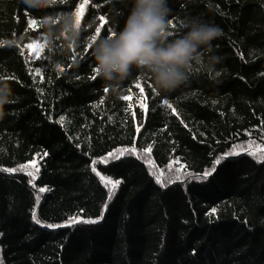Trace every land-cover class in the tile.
I'll use <instances>...</instances> for the list:
<instances>
[{
  "label": "trees",
  "instance_id": "obj_1",
  "mask_svg": "<svg viewBox=\"0 0 264 264\" xmlns=\"http://www.w3.org/2000/svg\"><path fill=\"white\" fill-rule=\"evenodd\" d=\"M168 2L175 34L188 16L219 25L205 59L221 63L210 73L193 64L189 86L171 94L133 69L116 98L90 45L50 53L43 43L38 57L27 46L43 42L45 15L80 4L81 28L95 21L82 35L106 36L131 0L42 11L0 0V42L21 39L0 46L14 101L0 118L2 264H264V153L236 149L215 164L264 143V0ZM74 218L97 222L46 227Z\"/></svg>",
  "mask_w": 264,
  "mask_h": 264
},
{
  "label": "clouds",
  "instance_id": "obj_2",
  "mask_svg": "<svg viewBox=\"0 0 264 264\" xmlns=\"http://www.w3.org/2000/svg\"><path fill=\"white\" fill-rule=\"evenodd\" d=\"M27 9L42 11L51 8L54 0H20ZM173 9L168 0H131L123 27L110 30L106 36L89 35L83 31L92 28L95 21L82 29L77 25L74 12H53L42 19L43 43L54 52L60 42L65 50L91 46L95 75L102 79L106 92L116 98L123 94V83L133 69L151 77L158 93L171 94L190 84L193 64L202 71L212 72L221 57L213 53V41L223 34L219 25L199 16H188L181 23L182 31L175 34L170 19ZM21 39L0 42L9 48L19 46ZM53 67L59 71L60 62ZM74 67L78 64L74 63ZM13 89L0 77V118L6 114L5 106L13 103Z\"/></svg>",
  "mask_w": 264,
  "mask_h": 264
},
{
  "label": "snow or ice",
  "instance_id": "obj_3",
  "mask_svg": "<svg viewBox=\"0 0 264 264\" xmlns=\"http://www.w3.org/2000/svg\"><path fill=\"white\" fill-rule=\"evenodd\" d=\"M83 8H84V4H80L77 8H76V12H75V15L77 17V25L80 26L81 24V13L83 11ZM101 19H103V17H101ZM37 21L36 20H29V24L30 25H36ZM29 47H32V45H29ZM42 50V47L43 46H39ZM37 55H39V53H37ZM37 72V74H39V69H36L35 70ZM94 78V77H93ZM123 99H129L130 97L128 96H125V97H122ZM164 104H168V101H164ZM169 107H171V105H168ZM131 107V106H129ZM253 145H255V147H253ZM236 149H239L241 151L243 150H247L248 154L249 155H256L257 154V150L261 153H264V143H261L259 145H256L255 144V141H250L248 146H247V149H245V146L244 145H237L236 148L233 149L232 152H229V153H226L224 154L221 158H218L216 161H215V164H219L221 162V159H224L226 158L227 156L229 155H233V154H239V152L236 150ZM119 151V150H118ZM127 151V150H125ZM122 154V153H121ZM111 155V154H110ZM261 160H264V155H260L258 157V162L261 161ZM95 171V169H93ZM8 171H15V170H8ZM215 171V165L213 166V168L211 169V171H208L206 170L204 174H202L199 178L200 179H207L208 176L212 175V173ZM29 175H31V173H29ZM101 179H104L103 177H101ZM158 182L159 179H158ZM108 183H112L111 181H108ZM116 183H119L118 181ZM164 186V185H162ZM40 191H44V189H40ZM33 219L36 221V223H40V221L37 219L35 213H33ZM76 222H84V223H96L97 221L96 220H79V219H70L69 221V225H46V227H61V226H70L72 223H76ZM0 264H2V261H0Z\"/></svg>",
  "mask_w": 264,
  "mask_h": 264
},
{
  "label": "rangeland",
  "instance_id": "obj_4",
  "mask_svg": "<svg viewBox=\"0 0 264 264\" xmlns=\"http://www.w3.org/2000/svg\"><path fill=\"white\" fill-rule=\"evenodd\" d=\"M29 45H32V47H29ZM39 46H43V42L42 41H40L39 39H35L34 41H32L27 46V48L29 50V53L34 55L35 57H38L42 53V50H43V47H42V50H41V48ZM37 53H39V55H37Z\"/></svg>",
  "mask_w": 264,
  "mask_h": 264
}]
</instances>
